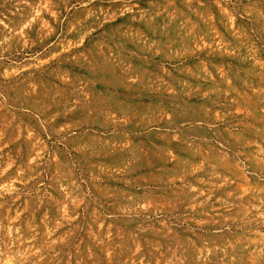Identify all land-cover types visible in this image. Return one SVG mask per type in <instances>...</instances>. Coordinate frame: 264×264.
Here are the masks:
<instances>
[{
	"label": "rangeland",
	"instance_id": "obj_1",
	"mask_svg": "<svg viewBox=\"0 0 264 264\" xmlns=\"http://www.w3.org/2000/svg\"><path fill=\"white\" fill-rule=\"evenodd\" d=\"M0 264H264V0H0Z\"/></svg>",
	"mask_w": 264,
	"mask_h": 264
}]
</instances>
